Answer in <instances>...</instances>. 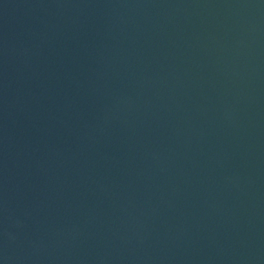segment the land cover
<instances>
[{"label":"water","instance_id":"1","mask_svg":"<svg viewBox=\"0 0 264 264\" xmlns=\"http://www.w3.org/2000/svg\"><path fill=\"white\" fill-rule=\"evenodd\" d=\"M0 264H264V0H0Z\"/></svg>","mask_w":264,"mask_h":264}]
</instances>
